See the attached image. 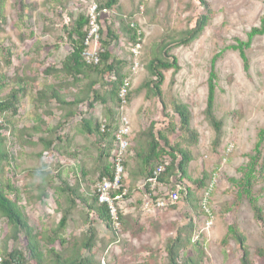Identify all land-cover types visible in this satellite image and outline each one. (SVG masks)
Masks as SVG:
<instances>
[{
	"label": "rangeland",
	"instance_id": "obj_1",
	"mask_svg": "<svg viewBox=\"0 0 264 264\" xmlns=\"http://www.w3.org/2000/svg\"><path fill=\"white\" fill-rule=\"evenodd\" d=\"M200 1L118 0L115 11L103 17V28L111 24L118 37L112 52L127 63L125 73L133 94L121 109L112 105V124L120 127L126 119L132 147L124 179L127 196L119 203L121 225H113L111 230L88 207L94 204L102 168L112 164L110 141L86 135L82 128V120L106 124L110 120L106 108L97 104L89 112L86 102L61 109L51 96L56 92L69 103L81 94L86 82L74 84L53 63L60 67L71 52L64 28L79 15H88L99 0H0V78L7 82L3 95L19 89L21 78L29 92V97L21 96L18 115L9 118V123L3 120L0 190L18 203L34 235L45 238L40 241L45 254L53 248L67 256L93 226L94 248L82 251L90 264H167V244L192 222L194 241L199 240L204 251L203 264H240L242 252L228 235L233 225L247 238L253 264H264V226L255 220L248 198L241 193L242 170L249 165L264 131V36L255 37L246 51L248 71L239 52L229 48L239 40L246 42L249 33L260 27L264 0H205L213 10L210 24L194 43L169 53L178 60L180 71L165 72V106L148 100L145 84L152 80L151 60L162 44L195 27L203 13ZM121 23L137 26L143 35L135 70V44ZM216 56L215 116L223 123L217 145L215 130L205 117L208 80ZM48 69L52 71L46 75ZM175 104H184L191 113V128L198 133L191 147L180 130ZM71 112L75 115L65 120ZM39 116L45 120L40 130ZM152 127L155 135L165 133L172 146H180L192 156L187 178L175 179L178 186L166 191L179 190V201L165 209L145 208L151 198L135 154L149 145L144 132ZM261 150L264 159V142ZM201 181L204 187H199ZM206 196L210 214L203 205ZM253 196L264 207V180H254ZM64 216L66 226L59 229ZM19 238L14 241L8 222L0 218V252L24 250V235ZM48 240L54 241L52 246ZM61 241H65L64 247ZM181 254L202 257L191 247Z\"/></svg>",
	"mask_w": 264,
	"mask_h": 264
},
{
	"label": "trees",
	"instance_id": "obj_2",
	"mask_svg": "<svg viewBox=\"0 0 264 264\" xmlns=\"http://www.w3.org/2000/svg\"><path fill=\"white\" fill-rule=\"evenodd\" d=\"M203 13L199 16L196 21L195 27L185 31L181 34L180 38H172L173 40L169 43L162 44L158 54L151 60L149 70L152 75V80L145 84L148 91V100L159 101L165 106L163 100V86L165 83V72L173 71L174 74L180 71V65L178 60L171 56L169 53L177 47H187L194 43L203 34L206 27L210 24L213 18V10L211 5L205 1H200ZM118 0H99V11L105 15H111L117 8ZM102 17V20H103ZM123 31L128 33L132 43L142 45V33L139 31L137 26L132 24H123ZM89 31V16L87 14H81L74 19L70 24L64 28V36L71 48V52L63 59L60 67L55 66L53 63V57H48V61L53 63L55 69L64 72L69 79H72L75 83L85 81L86 84L81 88V94L76 97L74 102H66L61 96L53 92L52 100L55 99L60 104L61 109L64 107H77L80 104L88 102L89 112L94 109L95 105L101 104L106 108L107 115L110 120L106 124H100L97 122L93 125V122L82 120L83 132L86 135L93 137H99L103 141L109 140L111 150L108 153L111 159L118 149L117 133L120 127L114 128L112 124V105H115L118 109L122 106L127 105L131 102L133 94L131 92V83L129 92L126 98V104H123V100L120 98L121 89L124 86L125 80L130 78L125 73L127 63L123 60L118 59L112 52V43L118 40L115 31L112 29L111 24L103 28L101 24L100 40H101V52H100V63L98 65H89L83 58V52L86 50L85 40ZM264 36V16L261 19V25L259 28L253 29L246 42L238 41V44L229 47L232 50L238 51L243 62L245 70H249V59L246 51L251 48L252 41L255 37ZM64 37H60L61 42L64 41ZM56 51H60V46L57 45ZM219 56L214 57L212 61V68L210 77L208 80V97L207 105L205 109V117L209 124L214 128L217 139L215 144H219L222 131L223 123L215 116V99H216V63ZM39 62H34L37 64ZM44 64L43 62H41ZM9 64V63H8ZM135 64V62H134ZM37 66V65H36ZM50 69V68H49ZM45 73L49 75L50 70ZM53 69V70H55ZM55 72V71H54ZM58 73V72H57ZM114 78V79H113ZM20 86L19 89H12L7 95H3L4 89L7 87V82L0 78V117L3 118L5 123H9V118L16 117L20 110L21 96L29 97L27 90V83L21 78L17 82ZM41 94V93H40ZM39 94V95H40ZM41 97L38 98V101ZM44 98V97H43ZM41 102V101H40ZM63 106V107H62ZM174 111L180 119V130L183 135L186 136L187 143L191 146L195 145L198 138V133L191 128V113L187 106L184 104H175ZM75 114L71 112L65 120L73 117ZM40 121V122H39ZM38 129L44 125V122L38 118ZM3 129V124L0 125V131ZM53 129L51 132H55ZM131 135L129 137V149L131 146ZM146 137H149V145L142 150H135L136 158L139 159L140 174L144 178L146 192L150 195L149 197L157 199L165 191L173 187H177L174 180L181 182L182 179L187 178V169L192 162V156L186 149H182L177 145L172 146L168 137L165 133L158 132L154 134V128L144 132ZM61 137H58V141ZM264 142V131L259 135V141L255 146L254 155L250 157V163L246 168L242 170L243 179L241 181V193L246 195L248 198L251 208L254 213L255 220L264 226V207L259 205L258 200L253 196L254 180H264V159L262 158V144ZM48 145L51 144L48 141ZM129 152V150H128ZM103 154L106 150L103 149ZM107 155V157H108ZM127 157L124 160L125 169L127 167ZM168 157V158H167ZM161 167H164L163 171H159ZM159 173L158 182L156 186V194L151 190V183L149 182L155 175ZM114 173V163L108 164L102 168L99 182L104 179L112 180ZM124 186V183H123ZM199 187H204V181L199 183ZM115 193L118 195L122 192ZM72 195L76 196V192L73 189H69ZM160 195V196H159ZM193 198V195H190ZM76 199H80V196H76ZM189 199V196H188ZM187 199V200H188ZM83 200V199H80ZM93 205H89V210L95 212L99 217L100 221L106 224L108 229H113V221L109 213V209L105 205H101L98 202L97 196L93 199ZM0 218L6 219L9 227L13 231L14 241H19V235H24V250L15 249L11 252H0V264H90V260L82 256V251H92L94 248V240L96 237V230L93 226H90L86 237L75 246L72 247L71 252L65 256L58 253L56 250L47 249L45 254L40 246V241H44V237L40 239L38 235H34L31 226L29 225L27 217L21 211L18 203L12 200L6 193L0 190ZM123 220V216L122 219ZM67 223V217L64 216L61 220L59 229L65 228ZM56 234V233H55ZM196 230L194 224L191 222L186 229L179 230L177 237L169 241L166 247L167 264H203L204 263V251L201 243L198 240L194 241ZM229 238L234 240L242 252L240 264H253L251 259V252L247 245V238L235 225L230 226L228 230ZM227 240H225L226 242ZM54 242V241H53ZM53 242L48 240L50 246ZM61 245L65 246V241H61ZM189 247L194 248L197 253L202 257H195L191 255H182L181 253ZM262 255V252H259ZM46 255L48 261L46 260ZM82 256V257H81Z\"/></svg>",
	"mask_w": 264,
	"mask_h": 264
},
{
	"label": "built area",
	"instance_id": "obj_3",
	"mask_svg": "<svg viewBox=\"0 0 264 264\" xmlns=\"http://www.w3.org/2000/svg\"><path fill=\"white\" fill-rule=\"evenodd\" d=\"M89 31L85 40V45L87 46L86 50L83 52V58L89 65H98L100 63V52H101V40H100V30L102 24L103 14L99 11L98 5H94L89 11ZM142 45L137 44L132 50L134 55V70L138 67L139 62V53H141ZM131 79L128 78L125 80L124 86L121 89L120 98L123 100V104H126V98L129 92ZM3 124V119L0 117V125ZM130 128L126 119H123L121 128L117 133L118 149L114 156V173L112 180L104 179L98 183L96 187V196L99 204L107 206L109 209L110 216L113 221V225L119 227L121 225L120 214H119V203L127 196V192L123 186L124 179L126 177V169L124 166V160L129 150V137ZM164 170V167L160 168V172ZM159 173H155L154 177L150 179L151 190L156 192V186L158 182ZM120 194L115 195V193L120 192ZM168 192V191H167ZM164 190V193L157 199H154L153 196L150 200H147L145 203V208L156 207L159 209H165L170 205H175L180 199V192L173 191L172 193H167ZM209 196V194H208ZM208 196L203 200L204 209L208 214L210 211L207 210V201Z\"/></svg>",
	"mask_w": 264,
	"mask_h": 264
},
{
	"label": "crops",
	"instance_id": "obj_4",
	"mask_svg": "<svg viewBox=\"0 0 264 264\" xmlns=\"http://www.w3.org/2000/svg\"><path fill=\"white\" fill-rule=\"evenodd\" d=\"M43 121H45V120L43 119Z\"/></svg>",
	"mask_w": 264,
	"mask_h": 264
}]
</instances>
